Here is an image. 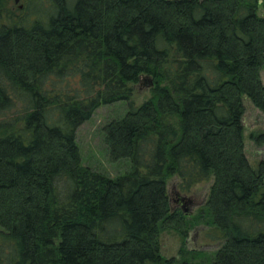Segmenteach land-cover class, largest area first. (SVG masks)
Wrapping results in <instances>:
<instances>
[{
    "label": "trees",
    "instance_id": "trees-1",
    "mask_svg": "<svg viewBox=\"0 0 264 264\" xmlns=\"http://www.w3.org/2000/svg\"><path fill=\"white\" fill-rule=\"evenodd\" d=\"M49 1L0 0V264H264L243 122L244 98L264 111V0ZM120 101L105 144L132 167L113 178L83 165L77 131ZM172 176L185 193L212 181L193 223ZM200 223L216 251L162 254V232Z\"/></svg>",
    "mask_w": 264,
    "mask_h": 264
},
{
    "label": "rangeland",
    "instance_id": "rangeland-1",
    "mask_svg": "<svg viewBox=\"0 0 264 264\" xmlns=\"http://www.w3.org/2000/svg\"><path fill=\"white\" fill-rule=\"evenodd\" d=\"M28 0H11L19 13L28 5ZM40 5L49 7V0H37ZM37 3L33 2L32 7L39 9ZM43 8V7H42ZM259 13L264 16V7L260 5ZM262 81L264 83V70L262 71ZM133 87L131 100L140 104L151 96V86L147 80H142ZM245 114L243 122L245 126V153L253 166H257L264 159V143L259 144L256 134L264 133V111L258 109L248 98H244ZM129 109L128 102L120 101L110 105H102L93 113L90 120L82 124L77 131V144L80 147L82 163L92 170L106 176L116 178L131 170L129 160L112 161L105 144L104 127L111 121L121 119ZM180 179L172 176L168 179L167 188L169 192L172 208H180L185 213L187 220L194 222V218L199 214L200 209L205 204L211 182L201 183L194 186L190 192L185 193L179 188ZM192 200L193 205H181L178 200ZM177 202H176V201ZM209 227L203 223L194 224L188 231L187 236H182L174 230L162 232L160 236L161 251L165 257L180 258V252L184 249L200 250L211 255L220 246V241L212 239ZM214 238V237H213Z\"/></svg>",
    "mask_w": 264,
    "mask_h": 264
},
{
    "label": "flooded vegetation",
    "instance_id": "flooded-vegetation-1",
    "mask_svg": "<svg viewBox=\"0 0 264 264\" xmlns=\"http://www.w3.org/2000/svg\"><path fill=\"white\" fill-rule=\"evenodd\" d=\"M261 162H264V159H263ZM261 162H260V163H261ZM177 200H178V199H177ZM175 201H176V200H175ZM178 201H179V202L181 203V205H183V206H184V205H189V206H190V205H193V203H194L192 200H189V201L187 202V201H185V200H180V199H179ZM176 202H177V201H176ZM183 210H186V209L183 208ZM186 211H187V210H186Z\"/></svg>",
    "mask_w": 264,
    "mask_h": 264
},
{
    "label": "water",
    "instance_id": "water-1",
    "mask_svg": "<svg viewBox=\"0 0 264 264\" xmlns=\"http://www.w3.org/2000/svg\"><path fill=\"white\" fill-rule=\"evenodd\" d=\"M17 2H18V0H16ZM22 7V6H21ZM185 212H187L186 210H185Z\"/></svg>",
    "mask_w": 264,
    "mask_h": 264
}]
</instances>
